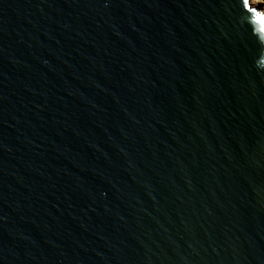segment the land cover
<instances>
[{"label": "water", "instance_id": "1", "mask_svg": "<svg viewBox=\"0 0 264 264\" xmlns=\"http://www.w3.org/2000/svg\"><path fill=\"white\" fill-rule=\"evenodd\" d=\"M257 12L0 0V264H264Z\"/></svg>", "mask_w": 264, "mask_h": 264}, {"label": "bare ground", "instance_id": "2", "mask_svg": "<svg viewBox=\"0 0 264 264\" xmlns=\"http://www.w3.org/2000/svg\"><path fill=\"white\" fill-rule=\"evenodd\" d=\"M250 4L259 10L264 11V0H249Z\"/></svg>", "mask_w": 264, "mask_h": 264}, {"label": "snow or ice", "instance_id": "3", "mask_svg": "<svg viewBox=\"0 0 264 264\" xmlns=\"http://www.w3.org/2000/svg\"><path fill=\"white\" fill-rule=\"evenodd\" d=\"M248 0H245V3L247 4ZM252 10L251 8L249 9ZM257 16V22L261 25V32L264 33V15H261L259 12L256 13Z\"/></svg>", "mask_w": 264, "mask_h": 264}]
</instances>
